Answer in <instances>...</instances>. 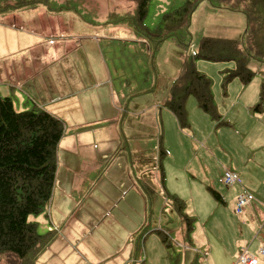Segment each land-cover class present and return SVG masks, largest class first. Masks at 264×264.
<instances>
[{
	"label": "rangeland",
	"instance_id": "374dc122",
	"mask_svg": "<svg viewBox=\"0 0 264 264\" xmlns=\"http://www.w3.org/2000/svg\"><path fill=\"white\" fill-rule=\"evenodd\" d=\"M19 1L21 0H0V16L8 15L12 20V25L16 28L44 29L41 34L46 35L49 45L59 44L60 56L62 60L69 62L68 66L70 67H68V70L71 72L75 70L81 74V63L83 62L84 76H90L92 74L86 65L85 59L91 58V65L95 69H97L98 65L96 60H101L106 66V71L104 74L98 75L101 77L98 80L100 81L103 77L106 82L103 86H99L92 91L107 92L109 94L113 90L117 96L121 90H124L125 103H128L142 91L145 104L146 95L155 94L156 78L158 79L157 83H169L171 86L175 79L170 81L172 76L169 74L173 73L174 70H179L183 62L180 59L182 60L187 54L192 56L195 53L200 37L211 35H214L212 37H218L216 35L219 32L216 33L215 30L229 24L233 28L240 29L239 35L232 37V39H241L249 24L247 20L248 12L230 9L228 6L221 5L220 1L217 0H200L197 2L190 12L188 26H175L174 29H169L172 22L170 19L165 21L164 15L174 13L187 0H149L147 12L140 28L134 27L130 20L128 23L123 20L113 22L111 19L112 13L129 12L131 14L135 5L131 0H46L34 8L13 7ZM189 1L193 3L196 0ZM40 6H45L44 9L46 10V14L41 15L42 17L34 11H30ZM8 8L11 11L2 14ZM126 18L127 15L124 20ZM262 28L264 29V25H262ZM205 33L209 35H205ZM161 37L167 38L161 40ZM90 44L91 47L89 46ZM259 46L261 51L255 54L254 58L248 57L246 59V65L251 70L253 69L254 75H256L257 71L255 69L258 66H262L261 72H264V41L260 42ZM194 63L197 70L210 79L212 94L214 88L219 89L220 87L221 91L225 90V87H223L224 74L227 70H231L236 66L234 60L209 61L195 59ZM176 67L178 68L177 70ZM134 84L138 86L137 89L133 88ZM160 95H162L161 90L159 92ZM15 98H18L16 94L11 99L14 100ZM188 100L190 103L195 98L189 96ZM14 105L16 110L31 108V105L22 104L20 99L18 101L14 100ZM116 105L118 104L116 103ZM158 120L159 131L158 126L153 128L146 125L147 123L144 124L142 132L144 138L140 143L141 145L138 144L134 149L131 147L138 152L137 156L142 151L143 164L146 169L143 174L154 188L151 190L150 197L142 190V196L144 201H146H143L144 205H142L141 210L143 225L138 226V229L131 234L130 242L127 244L129 245L127 256L130 257L125 258L128 262L120 260L121 264H132V248L138 252L140 246H142L143 251V257L140 258V261H143L144 264H183L185 252L191 250L192 241L195 242V238L198 237V234L193 237L192 232L194 233L197 226L200 229L205 225L206 229H210L211 223H214L216 218L217 212L214 209V204H218V200L211 194L209 189L219 191V188L227 187L223 185L219 177L215 179V182H211L209 179L205 180L198 175L195 178L190 177L188 180L186 177L187 172L183 169L182 162L185 161L186 163L190 153L197 154L198 147H195L189 141L192 134L188 132L187 126L180 127L178 124V128L180 130L183 129L181 132L184 133L182 141L179 143L173 130L172 132L167 131V135L163 136L160 118ZM118 131L110 133L111 135L114 133V139L117 138L119 133H122L121 129H118ZM68 134L72 136V132H66L64 128L62 137L57 145V177L60 174L64 175L65 172V166L60 167L59 164L61 151L67 154L65 150L61 149V147L65 148L64 141L61 143V140L64 138L66 141ZM122 134L124 135V140L121 139L116 144L119 145L121 143V146H127L126 140L129 139V135L124 131ZM94 143L95 146L92 142L86 147L81 145L78 154L80 159L82 155L90 156L88 161L81 163V165L89 164L91 156L93 157L94 161L90 164V167L93 168L92 175L90 176L89 173L88 176L79 174L75 177V181H72L69 177L63 179L61 185L58 184L59 178L56 183L55 175L53 193L47 209L37 216H29V220L37 223L39 233L50 232L48 233L49 239L42 245L35 257L34 264H98L101 259L94 258V255L100 257L103 252L102 242L97 237L99 233H104L103 239L107 240L105 247L108 253L111 254L108 260L111 256L116 262L121 259L122 252L117 253V255L115 253L123 245L122 229L125 230L126 223L123 221L124 224L121 222V224H116V227L112 228L111 233L114 236H109L110 229L107 226L113 222L115 217L119 216V212L123 217L124 207L122 201L118 202L117 207L110 204V207L107 208L109 214L111 211L116 214L112 216L106 215V224L98 226V232L94 231L92 234L85 232L87 229L86 225H89L90 219L97 221L99 219L97 216L99 215L98 209L93 211L89 206V203L93 201L89 193L92 191L93 195H98L96 191L99 189V184L103 182V178L100 175L107 167L105 160L98 162L100 160V154L97 153L99 151V143ZM159 145L165 152L162 156H159ZM131 148H127V152ZM120 153L121 150L119 149L110 158L109 162L111 163L115 157L123 156ZM74 155L76 156L77 152ZM127 155L129 156V153ZM197 158L199 161V156ZM214 158L217 159L216 156ZM213 161V159H206L205 163L210 168L209 171L215 170L212 165ZM100 166L101 168L98 169ZM203 170L204 176L208 177L206 169L203 168ZM105 182H108V180H105ZM191 184L193 186L201 184L204 190V202L191 201V197L188 195ZM96 188L98 189L95 190ZM165 189L167 192L164 191ZM193 191L195 190L193 189ZM116 192L114 185L111 193L113 201L119 198ZM58 197L61 201H59ZM174 197L180 199L183 203L182 213L193 217L192 231L188 235L185 232V225L181 222L175 210ZM208 199L210 202L207 201ZM79 203H83L82 207L79 208L78 212L72 214L73 206ZM201 206H205L206 210H200ZM201 213L206 216L201 218ZM229 213L232 214L228 212V215ZM213 215L214 220L211 222ZM234 216L237 218L236 215H232L231 220L235 218ZM93 230L94 228L90 230V233ZM157 230L164 231L163 233L165 234H162V236L167 237L168 245L161 241ZM57 237L63 239L64 243L62 245ZM75 237L81 239V245L74 241ZM115 237L121 242H117ZM157 240L160 241V244H158ZM111 246L116 250L115 252H110ZM131 249L132 252H130ZM203 251V248L198 250L197 256L203 258ZM235 260L236 257L233 262ZM186 263L205 264L197 263V261L191 262L188 256ZM211 263L216 264L214 261ZM0 264H7V256L0 255Z\"/></svg>",
	"mask_w": 264,
	"mask_h": 264
},
{
	"label": "crops",
	"instance_id": "0c3cea01",
	"mask_svg": "<svg viewBox=\"0 0 264 264\" xmlns=\"http://www.w3.org/2000/svg\"><path fill=\"white\" fill-rule=\"evenodd\" d=\"M42 7L30 11L42 17L41 15L46 14L45 6ZM239 31L240 29L233 28L229 24L215 30L216 33L219 32L216 36L225 38L236 37ZM41 32H44V29L16 28L12 25V20L8 15L0 16V94L10 98L16 94L18 98L14 100L20 99L24 105L28 104L31 108L35 106L52 113L63 122L66 132H72V136L68 134L66 141L64 138L61 140V143L64 141L65 146L61 149L67 154L61 151L59 166H65V172L64 175L60 174L58 177L56 175V183L59 178V185L63 179L69 177L75 181V177L79 174L92 175L93 168L90 164L94 161L93 157L91 156L89 164L81 165L88 161L90 156L82 155L80 159L78 154L81 145L86 147L90 142L94 146V142L99 143L97 153L100 154V160L98 162L105 160L107 167L100 175L103 182L99 184V189H95H98L96 191L98 195H93L92 191L89 193L93 198L89 206L93 211L98 209L99 219L98 221L90 219L85 232L87 234L98 232L97 227L106 224V215L116 214L112 211L109 214L107 208L110 204L117 207L118 202L122 201L123 217L119 212V216L107 226L110 233L105 231L109 236H114L111 233L112 228L123 221L126 223L125 230L122 229L123 245L117 251L112 246L110 247V252L116 251V255L122 252L121 259L116 262L111 256L108 260L111 254L106 250L107 240L103 239L104 233L97 234L98 240L103 245L102 256L94 255V258L101 259L98 264H121L120 260L128 262L125 259L130 257L127 256L129 253L127 244L130 242L131 234L142 224L141 210L144 205L142 184L146 182L154 188L143 174L146 169L143 164L142 151L137 156L138 152L133 150L144 138L143 126L146 123L153 128L158 126L159 131L158 118H160L163 136L167 131L172 132L173 130L179 143L184 136L181 132L183 129L178 128L173 113L163 105L168 98L170 84L157 83L156 78L155 94L146 95L145 104L142 91L128 103H125L124 90H121L117 96L113 90L109 94L92 91L106 82L103 77L100 81L98 80L101 78L98 75L106 71L104 63L99 59L96 60L98 65L95 69L91 65V58H86V65L92 75L84 76L83 62L81 63V74L75 70L71 72L68 70L69 62L62 60L60 56L59 44L49 45L46 35ZM205 35L209 34L205 33ZM89 46L91 47V44ZM256 68L257 72L254 70L256 75L247 84H243L238 77H235L226 84L224 91H221L220 87L219 89L214 88L213 99L219 115L216 120H212L200 109L196 100L190 103L188 98L186 100L187 127L188 132L192 134L189 141L198 147L196 155L190 153L186 163L182 162L183 169L187 172V179L198 175L211 182H215L217 177L221 181L224 170H230L239 175L240 181L227 187H221L219 191L213 189L222 199V201H217L218 204H214L217 212L216 218L214 220V215L212 216L211 222L214 220V223H211L210 229H206L203 225L200 229L197 226L194 233L192 232L193 237L196 234L198 237L195 238V242L192 241L191 250L185 252L183 264H187V256L191 262L212 264L211 262L214 261L216 264H233L242 247H246L250 253L257 256V264H264V256L258 254V249L264 245V103L260 111L254 109L259 100L264 72H261L262 66ZM177 73L178 71L174 70L169 74L172 76L170 81L175 79ZM133 88L137 89L138 86L134 84ZM160 90L162 95L159 96ZM118 129H121L122 133L123 131L128 133L127 146H121V143L116 144L121 139L124 140L122 133H119L116 139H114V133L110 134L119 132ZM127 148L131 149L127 152ZM119 149L123 156L115 157L110 163V158ZM197 156L200 158L199 161ZM206 159L214 160L212 165L215 170L209 171L210 168L205 163ZM100 168L101 166L98 169ZM203 168L206 169L208 177L204 176ZM86 179L89 180L87 177ZM114 185L117 197H119L116 201H113L111 197ZM243 189L250 191L254 195V200L244 207L240 216H237L234 213L235 199ZM164 191L167 192L166 189ZM189 192L188 195L192 202L194 200L204 202V190L201 184L198 186L191 184ZM59 201H61L60 198ZM207 201L210 202L209 199ZM82 205L83 203L74 205L72 214L78 212ZM200 210L205 211L206 207L201 206ZM228 212L232 214L228 215ZM200 215L201 218L206 216L204 213ZM232 215H236L237 218L234 216L235 218L231 220ZM92 228L94 230L90 233ZM57 239L61 245L64 243L63 239L58 237ZM115 239L121 242L117 237ZM74 241L81 245L79 237H75ZM157 241L160 244V241ZM202 248L204 259L197 256L198 250ZM132 249V256L135 253L139 256L143 253L142 246L138 252Z\"/></svg>",
	"mask_w": 264,
	"mask_h": 264
},
{
	"label": "trees",
	"instance_id": "16d2710c",
	"mask_svg": "<svg viewBox=\"0 0 264 264\" xmlns=\"http://www.w3.org/2000/svg\"><path fill=\"white\" fill-rule=\"evenodd\" d=\"M46 0L19 1L13 7L34 8ZM133 12L116 13L113 22L123 20L140 28L147 12L149 0H131ZM189 0L172 14H165L164 20L175 26L186 27L190 12L196 6ZM221 5L233 10L248 12V27L241 39L202 36L197 50L182 59L175 82L168 89L164 106L175 116L180 127L188 125L186 100L193 96L200 109L213 120L219 118L211 91L210 79L195 67V59L236 62L235 68L227 70L223 77V87L234 77L247 84L254 72L247 67L246 59L254 58L261 51L264 41V0H217ZM8 8L2 14L9 13ZM174 14V15H173ZM127 18L124 20V17ZM131 17V19H130ZM260 34V35H259ZM171 35V34H170ZM167 37H161L163 40ZM190 55V56H188ZM264 103V80L261 82L258 103L254 109L261 110ZM64 131L63 122L52 113L36 108L16 110L9 96L0 95V255L7 256V264H34L35 257L48 241V233H39L37 223L29 220L30 215L43 213L51 200L56 175V149ZM165 152L159 145V156ZM142 189L149 197L152 188L143 182ZM211 194L219 201L221 196L213 189ZM176 212L185 225L187 235L192 231L193 217L182 213L184 207L180 199L174 197ZM175 207V206H174ZM163 230H157L161 241L168 245ZM135 253L132 264H144Z\"/></svg>",
	"mask_w": 264,
	"mask_h": 264
},
{
	"label": "built area",
	"instance_id": "2783aa9c",
	"mask_svg": "<svg viewBox=\"0 0 264 264\" xmlns=\"http://www.w3.org/2000/svg\"><path fill=\"white\" fill-rule=\"evenodd\" d=\"M221 181L224 185L229 186L238 183L239 180V175L236 172L230 171V170H224L222 176H221ZM254 200V195L246 190L243 189L235 199V204H234V213L237 216H240L244 207L252 202ZM258 254L264 256V245L261 246L258 249ZM258 259L257 256L250 253L246 247H242L236 257V260L233 264H257Z\"/></svg>",
	"mask_w": 264,
	"mask_h": 264
}]
</instances>
